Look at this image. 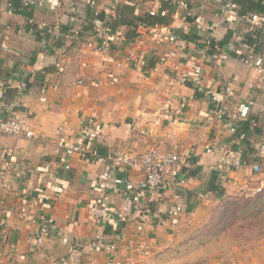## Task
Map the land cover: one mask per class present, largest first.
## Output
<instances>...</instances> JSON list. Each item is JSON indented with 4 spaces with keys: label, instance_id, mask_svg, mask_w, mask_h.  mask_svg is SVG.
Segmentation results:
<instances>
[{
    "label": "crops",
    "instance_id": "0c3cea01",
    "mask_svg": "<svg viewBox=\"0 0 264 264\" xmlns=\"http://www.w3.org/2000/svg\"><path fill=\"white\" fill-rule=\"evenodd\" d=\"M34 1L35 6H27L22 0H0L1 110L9 117L26 115L35 136L0 137V176L7 182L3 189L0 181V264H60L64 259L68 264L88 259L91 264H104L106 254L90 252L87 247L97 233L110 239L124 236L126 244L145 243L149 257L134 260L159 264L164 248L188 242L191 231L207 222L218 199L204 193V188L222 157L220 146L237 152L246 164L244 170L230 173L221 184L227 194L247 183L263 185L264 175L253 174L250 165L257 161L256 146L264 138V76L261 79L239 58L250 47L264 56V0H241L236 3L237 10L224 17H220V10L226 0H184L193 14L213 28V41L226 60L213 48L201 51L193 33L183 35L189 43L183 49L152 41L153 35L180 34L183 26L182 13L164 0L168 2L167 24L139 29L140 45L134 44L139 64L131 66L123 61L119 67L116 62L122 61L133 45L126 38V28L125 38L114 40L109 56L102 58L84 47L90 31L66 45L29 24L33 20L38 27H51L60 20L64 30L78 26L91 17L88 0ZM92 1L106 16L114 0ZM72 2L80 11L74 18L67 8ZM154 4L155 0H119L116 15L126 20L146 19ZM241 11L246 19L239 16ZM95 28L100 32L103 26ZM249 36L254 40L252 45L246 44ZM195 66L201 67L200 88L171 81ZM208 91L217 96L218 103L208 101ZM215 109H224L228 124L248 122L247 139L240 141L223 127ZM88 119L108 127L94 143L103 157L117 150L134 156L149 149L164 153L176 144L199 172L158 193L146 194L136 189L142 179L138 170L119 169L111 172V187L98 191V177L108 167L81 160L76 154L68 155L64 163L63 154L53 146L59 126L64 127L66 142L80 143L79 133ZM18 172H26V177L18 178ZM95 202L107 204L110 211L129 205V221L97 226L89 215ZM20 208L27 211L23 219ZM2 209L8 212L4 214ZM40 215L50 217L55 229L37 246ZM142 222L144 233L139 235L137 227ZM246 263L264 264V252L254 254Z\"/></svg>",
    "mask_w": 264,
    "mask_h": 264
},
{
    "label": "built area",
    "instance_id": "2783aa9c",
    "mask_svg": "<svg viewBox=\"0 0 264 264\" xmlns=\"http://www.w3.org/2000/svg\"><path fill=\"white\" fill-rule=\"evenodd\" d=\"M27 6H35L34 0H22ZM160 1L155 0V6L148 11V15L155 17L160 9ZM171 2L176 10L182 13L183 26L180 34L174 32H166L163 35H153L154 42H166L173 45L176 49L186 48L189 43L183 39L185 34H194L198 47L201 51H210L212 48L216 50L221 60H226L227 56L221 52L213 41V28L207 25L204 20L192 13L188 8L184 0H168ZM235 0H226L223 2L220 10V17L227 16L237 10ZM88 7L92 9L93 17L95 18L93 28L90 30L89 38L85 40L84 47L99 55L102 58L109 56L111 51V45L114 40L124 39V26H119L115 32H111L108 26H104L103 23L96 20V17L101 14L95 8V3L92 0L87 1ZM119 5V0H114L107 10L106 21H112L116 17V10ZM68 13L71 18L79 15L80 11L78 7L72 2L68 4ZM8 11L11 13V4H8ZM245 18L244 16L242 17ZM88 21V20H86ZM81 21L78 26L70 27L63 32V26L60 20L56 21L51 27H44L35 24L33 20L29 21V24L35 25L36 29L45 34L47 37L60 38L66 45H71L74 40L80 39L83 36H87V31L84 30L85 22ZM102 25L103 28L99 31L96 30V26ZM161 25H154V28L160 27ZM147 28V25L137 23L135 26L130 28V31L134 33V37L129 40L132 41L133 45L129 47L124 55L122 61H117L115 66L119 67L121 62H126L131 66L139 64V57L136 53V46L140 45L139 40V29ZM135 44V45H134ZM239 61L252 67L262 77L264 76V56L256 52L255 47H250L240 58ZM88 81H91L88 79ZM171 81L179 86H192L195 89L200 88L201 81V67L195 66L190 73L185 72L171 78ZM208 101L211 104L219 102L217 96L210 91L206 92ZM3 91L0 88V137H12V138H26L33 139L34 133L26 121V115L19 117H9L2 113V101ZM215 117L219 121H223V127L227 128L231 134L237 136V139L242 141L246 139V135L243 133L236 134V125L228 124L225 122L224 109H215ZM108 127L106 125L98 126L95 124L93 119L86 120L82 126L79 138L81 140L78 144H69L64 139V127L59 126L56 128L54 148L57 153L63 154L62 161L65 163V158L68 155L76 154L81 160L85 161H96L102 163L108 167V170L98 177L97 189L98 191L108 190L114 182L112 173L119 169L138 170L142 179L138 181L136 189L140 193H158L162 189L170 188L173 185L183 182L188 178L189 172L194 170L197 166L195 163L187 159L179 151L178 145L173 144L168 152L161 153L156 149H149L140 155H132L120 150L114 151L111 154L103 157L99 154L98 150L94 147L95 138L101 135ZM222 152L220 161L215 165L214 171L220 174V184L224 183L230 173L242 171L246 167L245 162L240 158V155L232 150H227L224 147H219ZM254 157L257 159L255 163L250 165V170L253 174H259L264 169V138L260 139L256 146ZM68 167L65 165V169ZM18 178L24 179L26 172H18L16 174ZM1 188L7 187V182L4 175L0 176ZM244 189H247V184ZM42 200H47L46 197L42 196ZM135 207L139 209V205L135 204ZM180 211L179 208L176 209ZM2 212L6 214L7 209H2ZM26 209H19V217L23 219L26 216ZM89 215L93 219L97 226H104L109 222L126 223L129 221V205H125L120 211H110L107 204H101L99 202L93 203L89 207ZM39 229L35 235V243L37 246H41L44 239L50 236L54 229V221L45 215L39 217ZM151 224L153 221L148 220ZM144 222L137 227V233L143 235ZM90 252L99 251L106 254V261L104 264H139V261L134 260V257L146 259L150 255L149 246L145 243L126 244L125 237L119 236L115 239H110L102 233H97L93 237V243L87 245ZM90 259L81 262L80 264H91ZM50 262L49 264H54ZM60 264H68V259H64Z\"/></svg>",
    "mask_w": 264,
    "mask_h": 264
},
{
    "label": "rangeland",
    "instance_id": "374dc122",
    "mask_svg": "<svg viewBox=\"0 0 264 264\" xmlns=\"http://www.w3.org/2000/svg\"><path fill=\"white\" fill-rule=\"evenodd\" d=\"M259 188L263 191L256 196L258 192L243 188L214 202L207 222L191 231L188 242L164 248L159 264H247L254 254L263 253L264 183ZM246 201H250L248 207L263 210L259 218L252 217L255 210L237 214V207Z\"/></svg>",
    "mask_w": 264,
    "mask_h": 264
},
{
    "label": "trees",
    "instance_id": "16d2710c",
    "mask_svg": "<svg viewBox=\"0 0 264 264\" xmlns=\"http://www.w3.org/2000/svg\"><path fill=\"white\" fill-rule=\"evenodd\" d=\"M240 1L241 0H236L235 3L240 4ZM167 4H168L167 1H164V0L160 1V9L158 11L157 16H155V17H151L147 14L146 19L126 20L125 18L121 17V15L118 13L112 21H106V16L104 14H99L96 17V20L103 23L104 26H108L110 28L111 32H115L119 26H124L127 29L126 38H127V40H131L134 37V33H132L130 31V28L132 26H135L137 23H142L145 25H153V26L157 25V24L158 25L167 24V19H168V14H169L168 7L165 6ZM258 11L262 12V8H260ZM239 14H240L239 15L240 17L244 16L245 19L247 18L246 13L241 11ZM90 16H91L90 19L85 22V26H84L85 31H90L93 28V23H94L95 18L93 17L92 11H91ZM149 19H151V21ZM65 31L66 30L63 29V32H65ZM38 32L37 31L35 32L36 36L39 35ZM246 40H247L246 44H248V45H252L254 43V40L250 36ZM236 127H237L236 128V134L243 133L247 137L248 128L250 127V124L248 122L240 123V124L236 125ZM198 170H199L198 167H196L194 170L189 172L188 175L194 177L198 174V172H199ZM259 174L264 175V169H262ZM204 189H205L204 193L208 192V193L214 194L215 197L219 201L224 199L225 197L227 198L229 196V194L226 193V191L223 189L222 185L220 184V174L214 170L212 171V173L210 174V177L206 181V185H205ZM249 190L250 191L254 190V192L255 191L258 192L257 194H255V196L259 195L263 191V189L259 188L258 182L253 184V185L251 183H249V185H248V183H247V191H249ZM228 198H230V197H228ZM249 202L250 201H246V205L237 207L239 209V210H237L238 215L244 214V213H249V212L251 213V212H253V210H255L252 207H248ZM262 212H263L262 209L255 210L254 213H252V217L259 218V216H260V214H262ZM223 214H224L223 216H226V212H224ZM213 222H214V220H213Z\"/></svg>",
    "mask_w": 264,
    "mask_h": 264
}]
</instances>
